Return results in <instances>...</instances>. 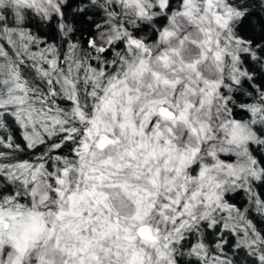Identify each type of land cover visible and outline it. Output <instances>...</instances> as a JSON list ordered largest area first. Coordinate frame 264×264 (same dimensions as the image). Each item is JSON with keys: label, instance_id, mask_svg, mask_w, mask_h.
<instances>
[{"label": "snow or ice", "instance_id": "1", "mask_svg": "<svg viewBox=\"0 0 264 264\" xmlns=\"http://www.w3.org/2000/svg\"><path fill=\"white\" fill-rule=\"evenodd\" d=\"M0 264H264V0H0Z\"/></svg>", "mask_w": 264, "mask_h": 264}]
</instances>
